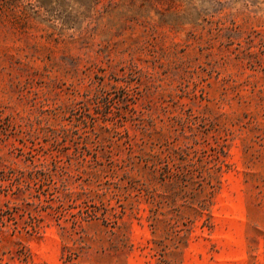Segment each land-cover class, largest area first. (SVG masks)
<instances>
[{"label":"rangeland","instance_id":"obj_1","mask_svg":"<svg viewBox=\"0 0 264 264\" xmlns=\"http://www.w3.org/2000/svg\"><path fill=\"white\" fill-rule=\"evenodd\" d=\"M6 202L0 264H264V0H0Z\"/></svg>","mask_w":264,"mask_h":264},{"label":"trees","instance_id":"obj_2","mask_svg":"<svg viewBox=\"0 0 264 264\" xmlns=\"http://www.w3.org/2000/svg\"><path fill=\"white\" fill-rule=\"evenodd\" d=\"M36 173L39 175H44L45 171L43 169H35ZM42 187V186H41ZM43 191V190H42ZM40 193H44V192H40ZM40 193H38L36 195V197H40ZM52 198H49L48 200H50ZM47 199L45 201H48ZM29 203V202H27ZM49 207H51L50 204H48ZM22 208V206L17 203L14 202L12 204H9V202L5 203V208L2 209L1 213H0V221L5 224V221H14V226L12 228L13 233H27V234H33V233H38L40 231V229L43 227L42 221H43V216L42 215H35V216H31L29 220H27L25 222L24 225L21 226V228H19L16 224L15 221V213L20 210ZM49 215H52L51 212L48 213ZM58 223V222H57ZM59 224V223H58Z\"/></svg>","mask_w":264,"mask_h":264}]
</instances>
